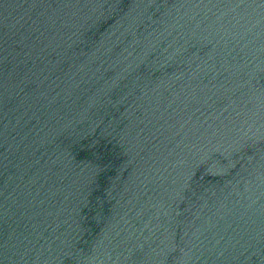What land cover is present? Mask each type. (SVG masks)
Masks as SVG:
<instances>
[{
	"label": "water",
	"instance_id": "obj_1",
	"mask_svg": "<svg viewBox=\"0 0 264 264\" xmlns=\"http://www.w3.org/2000/svg\"><path fill=\"white\" fill-rule=\"evenodd\" d=\"M0 264H264V0H0Z\"/></svg>",
	"mask_w": 264,
	"mask_h": 264
}]
</instances>
